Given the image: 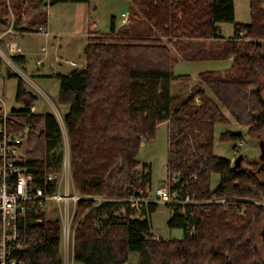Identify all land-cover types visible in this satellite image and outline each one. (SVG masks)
<instances>
[{
  "label": "trees",
  "instance_id": "16d2710c",
  "mask_svg": "<svg viewBox=\"0 0 264 264\" xmlns=\"http://www.w3.org/2000/svg\"><path fill=\"white\" fill-rule=\"evenodd\" d=\"M129 1L134 5H128L127 24L115 31L111 17L107 35L87 38L84 68L44 76L58 80L57 103L67 106L63 126L70 175L83 197L74 215L73 262L125 264L136 252V264H264L256 241L264 206L246 201L264 199V176L256 174L259 162L236 165L213 154L215 126L229 123L213 97L247 127L250 138L260 140L264 130L262 1L248 0L249 24L234 21L232 0ZM38 4L0 0V32L10 26L11 16L16 22L28 17L22 32L45 26L47 13ZM221 22L233 24L235 37L222 36ZM230 59L224 71L198 74L189 96L171 94V84L187 79L173 74L179 60ZM9 77L17 79L14 100L22 108L7 114L6 126L12 134L28 127L23 165L34 186L52 192L54 185L45 186L44 177L60 171L62 130L52 114L32 112L37 97L25 89L22 78ZM162 122H167V172L180 173L176 185L197 200L223 198L226 203L170 207L166 225L182 229V237L157 240L149 218L158 204L128 198L147 197L150 164L139 163L136 156L142 140L153 139ZM219 139L235 149L243 137L226 131ZM213 174L219 176L215 189L210 187ZM95 198L102 202L96 204ZM18 231L25 264L63 263L59 219H46L36 203H29Z\"/></svg>",
  "mask_w": 264,
  "mask_h": 264
},
{
  "label": "rangeland",
  "instance_id": "374dc122",
  "mask_svg": "<svg viewBox=\"0 0 264 264\" xmlns=\"http://www.w3.org/2000/svg\"><path fill=\"white\" fill-rule=\"evenodd\" d=\"M262 1V0H261ZM263 3V1H262ZM91 8L93 10V22L94 28L88 32V37L97 36V35H107L109 22L111 16L115 17L116 27L114 30L116 31L119 27L128 23V17H122L121 12L124 11L128 4H132L129 0H91L90 1ZM264 8V4L262 5ZM234 21L242 24L250 23V14H249V1L248 0H234ZM67 11V7L63 4H55V6L50 7L48 10V17L51 28L54 31H66L69 28V19L64 15ZM124 19V20H122ZM220 29L223 36H230L233 33V24L227 22L220 23ZM86 41V40H85ZM83 39L70 40V39H63L62 46L64 47V52L66 53L62 57L65 59H72L76 66L73 67L75 70H81L84 66L83 54H82V47L85 43ZM17 42L20 45H25L27 48L33 51H39L41 45L45 44L43 37L36 35V34H26L22 36H18ZM263 48H264V41H261ZM1 48V47H0ZM2 66L0 64V71L1 75L7 77V74H16L24 81L25 88L35 94L37 96V102L34 105V113H50L52 114L58 124L64 128L63 126V115L65 114L64 110H67V107L62 108L61 105L57 103V93L58 87L55 89H51L52 92H46L49 96V100L40 92L39 88L42 89V83L39 82L37 78H33L30 76V68L27 67L26 70L21 66L15 65L14 62L7 60V62L2 61ZM33 64V63H32ZM228 65L227 60H210V61H202V62H186L181 61L177 62L173 67V74L175 76H180L181 74H189L192 77H196L200 72L206 71H224L226 70V66ZM31 67V64H30ZM70 68V67H69ZM67 68H63L65 71ZM16 78H2L0 77V98L4 101V105L0 101V114L4 111L6 113L11 112L12 110L21 109L22 106L17 104L14 100L15 95V86H16ZM182 81L184 80H177L172 84V95L173 96H182L181 94L184 93L188 89L183 88L185 85ZM53 82V81H48ZM47 81L45 83H48ZM262 88H261V95L264 100V75L261 78ZM49 84V83H48ZM52 84V83H50ZM187 84V83H186ZM3 85V86H2ZM186 86H193V85H186ZM38 88V89H37ZM209 92V91H207ZM210 93V92H209ZM185 95V94H184ZM183 95V96H184ZM189 96V94L187 95ZM185 96V97H187ZM211 96V95H209ZM212 97V96H211ZM214 101L219 104L222 113L224 116L231 120V123L228 125L226 124H217L214 128V144H213V153L216 156L228 159L232 164H235L238 158L241 156V160H239V164H246L247 162L258 163L259 168L256 174L261 178L264 176V130L261 134L260 140L252 139L247 134V127L239 125L235 122L232 118L231 114L224 109L219 101L214 98ZM1 105L3 108H1ZM167 125V122H165ZM229 131L234 133H239L243 135V142L238 141L236 143V148L233 149L230 143L222 142L219 139V136L222 132ZM64 132V133H63ZM154 135V142L144 141V145L140 147L139 152L136 156L139 162H149L151 165V184L149 189L147 190V197L146 199H151V201L156 200L155 197V190L158 187H161L165 184H169L170 188H180L176 184L178 183V177L180 173H173L169 174L167 172V131L165 126H160L157 131H155ZM65 135V136H63ZM242 142V143H241ZM68 145L67 137L65 134V129L62 130V141H61V149L63 153H65V145ZM239 146V147H238ZM69 156V155H68ZM64 159V154H63ZM70 167V161H69ZM67 169H63V160L60 171L58 174H62V176H67L68 173ZM71 177V175H70ZM72 182V180H71ZM219 184V176L217 174H213L211 176V189H215ZM188 192V189H187ZM223 199V198H220ZM239 200V199H235ZM245 200V199H244ZM240 201V200H239ZM249 203L254 205L260 204L264 206V199L261 200H246ZM96 204H100L102 201L100 198H95ZM156 202V201H154ZM222 203V202H216ZM226 203V202H224ZM157 209L150 215V223L152 227V235L154 239H173V238H181L183 231L180 228H168L166 223L171 215L170 204L167 206L165 204L157 203ZM177 207V206H173ZM76 205L69 209V213L71 214V231L73 230V223H74V215H75ZM41 211L44 213L46 219H59L60 214L57 206L52 203H46L44 206L41 207ZM183 212V211H182ZM120 213V212H119ZM244 213V206L239 208V214ZM264 227V220L259 232L256 234V241L259 245L260 251L262 256L264 257V235H262ZM192 232V231H191ZM60 253L62 258L67 261V264H77L72 260V238L70 242L61 241L60 244ZM137 263V253L130 252L129 260L125 264H136Z\"/></svg>",
  "mask_w": 264,
  "mask_h": 264
},
{
  "label": "built area",
  "instance_id": "2783aa9c",
  "mask_svg": "<svg viewBox=\"0 0 264 264\" xmlns=\"http://www.w3.org/2000/svg\"><path fill=\"white\" fill-rule=\"evenodd\" d=\"M262 1L264 4V0ZM121 16L127 17V14L122 13ZM11 32L12 30L9 27L4 33ZM36 32L42 33L44 28L39 26L36 28ZM8 50L11 54L20 52V48L16 44H10ZM2 57L6 59V57ZM0 101L4 105L3 100L0 99ZM194 103L199 104L198 97L194 98ZM2 105L1 108H3ZM33 110L34 107L32 106L31 111L33 112ZM7 114L5 111L0 114V264H25L20 257L23 244L19 238L18 222L25 216L27 205L36 203L41 208L46 203H54L60 214L61 241L67 240V242H70L73 230L71 231L72 216L69 209L73 208L77 201L83 197L75 191L68 172L65 177L57 173H49L44 177L45 186L48 184L54 185L55 189L52 192H46L42 187L32 184V174L23 165L24 141L28 133V127H25L18 134H12L6 126ZM60 128L61 130L64 129L61 124ZM68 155V145L66 144L63 169L70 171ZM155 197V203L181 207L226 202L225 199L197 200L187 191L183 192L180 188H170L169 184L158 187L155 190ZM128 200L131 202H154L151 199L136 196H130ZM187 230L191 232L193 228L188 227ZM62 261V264H67L64 259Z\"/></svg>",
  "mask_w": 264,
  "mask_h": 264
},
{
  "label": "crops",
  "instance_id": "0c3cea01",
  "mask_svg": "<svg viewBox=\"0 0 264 264\" xmlns=\"http://www.w3.org/2000/svg\"><path fill=\"white\" fill-rule=\"evenodd\" d=\"M232 2H233V7H234V0H232ZM38 5L42 10H45L47 13V23L45 26H42L44 28V32H42V33L36 32V29H34L32 32H22L20 30H22V28H24L25 24L27 23L28 17L22 16L16 22L15 19L13 18V16H11V22H10L9 27L11 28L12 32L6 33V34L4 33L6 30L0 32V47H1L0 48V52H1L0 53V64L2 66V64H3L2 61L7 62L6 59H9L10 61H12V63L14 62L15 65L21 66L25 70L27 67H29L30 68V76H32L33 78H37L39 80V82L44 81L42 83V86H43L42 89L40 87H38V88H39L40 92L49 100V96L46 92H52L51 91L52 88H54V91H55V89L59 86V82L55 78L44 77V76L45 75H51V74H66V73H69L71 71H74L75 69H73V67L76 66V63L72 59H65L64 57H62L63 55L66 54L64 52L65 51L64 47L62 46L63 39L66 38V39H70V40H76V42L80 38L83 39L84 41L86 40L83 47H82L83 60H85L84 50H85V45L87 43L86 37L88 35V32L91 31L94 28V26H97V25H94V22H93V16H92L93 10L91 8L90 2H89V4H70V3L69 4H63L67 7V11L64 15L69 19V28H67L66 31H62V30L54 31L51 28V25L49 22V17H48V10L50 9V7L55 6V4H49V0H39ZM127 9H128V7L124 11H122L121 13L128 14ZM234 12H235V8H234ZM111 17H114V16H111ZM122 20H124V19H122ZM114 24L116 27V21H114ZM218 25L220 27V23H218ZM109 26H110V22H109ZM108 30H109V28H108ZM26 34H36V35L43 37L45 44L40 46L38 52L30 50L25 45H23V44L20 45L17 42L18 36H22V35H26ZM222 36H223V34H222ZM223 37L225 39H229V38L235 37V35H234V33H232V35H230L228 37H226V36H223ZM10 44H16V46L20 48V52L18 54H11L8 50V46ZM2 56L6 57V59H4ZM13 57H18V58L15 61L14 59H12ZM181 61H184V60H179L178 62H181ZM208 61H210V60H208ZM218 61H222V60H218ZM227 61H228V65L226 66L225 69H228L231 65V59L227 60ZM186 62H189V61H186ZM191 62H202V61H191ZM30 64H31V67H30ZM84 66H85V61H84ZM84 66L82 68H84ZM63 68L64 69L67 68V69L64 71ZM200 73H202V72H200ZM180 76H187V79L182 81L185 84V85H183V88L188 87V89L186 91H184L183 94H181L182 96L185 94L183 96V97H185L188 94H190V89H191V86H186V85L187 84L188 85L198 84L199 83L198 78H197L198 75L196 77H192V75H189L186 73V74H181ZM0 77H2L3 79L4 78H11V77H9V73L7 74V77L2 76L1 71H0ZM46 81L47 82L53 81V82H48L49 83L48 84V83H45ZM50 83H52V84H50ZM200 86L207 95H210V93L207 92L208 90L204 85H200ZM24 87H25V85H24ZM15 89H16V86H15ZM171 91H172V84H171ZM214 102L217 104L216 101H214ZM217 105L219 106V104H217ZM64 106L65 105H61L62 108H65ZM33 107H34V105H33ZM64 112L66 114L67 110L65 109ZM228 121H229V123H231L230 119H228ZM228 124H226V125H228ZM162 125L165 126L166 131H167V125L165 122L159 123L156 127V131ZM242 137H243V135H242ZM154 138L153 139H143L141 142V147H142V145H144V141L154 142ZM213 142H214V139H213ZM137 161L139 162V160H137ZM141 163L150 164L149 162H141ZM150 170H151V165H150ZM151 233H153L152 230H151Z\"/></svg>",
  "mask_w": 264,
  "mask_h": 264
},
{
  "label": "water",
  "instance_id": "95a60500",
  "mask_svg": "<svg viewBox=\"0 0 264 264\" xmlns=\"http://www.w3.org/2000/svg\"><path fill=\"white\" fill-rule=\"evenodd\" d=\"M239 160H241V156L238 158L237 162L235 163L236 165L239 164ZM262 235H264V227H263Z\"/></svg>",
  "mask_w": 264,
  "mask_h": 264
}]
</instances>
